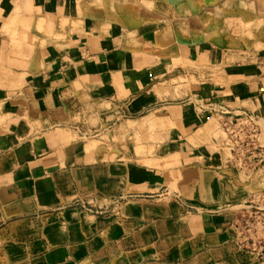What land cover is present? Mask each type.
Wrapping results in <instances>:
<instances>
[{
    "label": "crops",
    "instance_id": "obj_1",
    "mask_svg": "<svg viewBox=\"0 0 264 264\" xmlns=\"http://www.w3.org/2000/svg\"><path fill=\"white\" fill-rule=\"evenodd\" d=\"M218 2L0 0V264H252L210 209L244 187L208 110L264 120V37ZM144 119L140 153L85 139Z\"/></svg>",
    "mask_w": 264,
    "mask_h": 264
},
{
    "label": "built area",
    "instance_id": "obj_2",
    "mask_svg": "<svg viewBox=\"0 0 264 264\" xmlns=\"http://www.w3.org/2000/svg\"><path fill=\"white\" fill-rule=\"evenodd\" d=\"M208 111L219 125L221 133L217 142L223 161L247 177L246 181L264 172V120L253 111L234 109L224 103L210 105ZM118 201L116 199L113 204ZM77 204L88 211L94 207L88 201ZM102 207L97 206L95 212L101 213ZM238 207L239 213H234L232 219V225L239 232L235 244L249 250L260 264H264V193L257 199L245 200Z\"/></svg>",
    "mask_w": 264,
    "mask_h": 264
},
{
    "label": "rangeland",
    "instance_id": "obj_3",
    "mask_svg": "<svg viewBox=\"0 0 264 264\" xmlns=\"http://www.w3.org/2000/svg\"><path fill=\"white\" fill-rule=\"evenodd\" d=\"M225 2L227 0H219L218 3L220 2ZM229 1V0H228ZM232 2V5L235 7V9L240 10L241 9H246L248 11H251V13L249 15L245 14L244 16V20L246 23H243L241 25H243L242 30L238 31L239 32V37H241V40L244 41H248V42H253L259 39H262V37H264V0H230ZM238 32L236 31V34H238ZM261 37V38H260ZM237 38V36H236ZM233 43V42H232ZM235 45V44H234ZM238 47V46H237ZM134 125L136 124H132L131 122H127V124L124 123H119L118 125H115L113 128L111 129H106V130H101L98 131L99 134L97 135H87L85 137L86 140H92L93 145H98V144H102V145H109L114 139H115V132L117 130H121V132L123 133V141L124 144L125 142L132 140L133 142H136L137 145L139 146L137 148V151H139L138 153H140V151L143 149L142 144L144 141H142V130L148 128V130L150 131V134L154 133L157 129L156 125H154V122L150 119V120H142L139 122V124L137 125L138 127V133H136L135 135H131L132 133L130 132L131 128H134ZM219 125L217 123V121L213 118L212 120V127H211V133L212 135L218 137L220 135V130H219ZM136 128V127H135ZM132 137V138H131ZM150 139L154 140L153 136H150ZM264 178V172L261 173H257L255 175H253L252 177H250V179H248V181H246L247 177H245L242 173H240V181L241 186L244 187L243 190L237 189L234 192V194H230L228 196H225L224 199H228L229 201L232 200H236L234 203L231 202H226V203H221L218 204L214 207H211L210 209L213 211H218V212H228L231 213L232 215V219H233V214L234 213H239L238 211V205L243 203L245 200L250 199L251 197L254 199H257V197H259L260 194L264 193V181H261ZM246 182H245V181ZM238 187V186H237ZM225 192H227V189H224ZM222 192V191H221ZM164 192H160V194H155V196L151 199H160V198H164V197H168L166 198V200L171 199L172 196V190L169 191L168 195L167 193ZM162 194V195H161ZM246 196V197H245ZM152 197V196H151ZM176 197V196H175ZM119 199V198H118ZM149 199V198H148ZM124 200V199H122ZM120 200V201H122ZM119 201V202H120ZM109 203V202H107ZM92 205H94V203L91 202ZM98 205H94V207L92 206L91 208L92 211H88L85 208L80 207L79 205L76 206L78 208H81V210L83 211H87L90 214L93 215H104V214H108L111 213L112 210L114 209V204H102V211L101 213H96L95 209H97ZM202 208H200L201 210ZM191 210V208L189 209ZM227 232L230 235V242L231 245L233 246V249L236 253L239 254H243L245 256H247L248 261L252 264H260L259 261H257V259L251 254V252L247 249H243L240 248L238 245L235 244V239L237 238V236L239 235V232L237 229L234 228V226L232 225V221L229 223V225L227 226ZM244 233V232H241ZM27 258L29 259V255H27Z\"/></svg>",
    "mask_w": 264,
    "mask_h": 264
}]
</instances>
